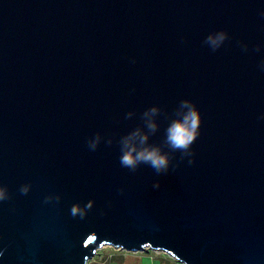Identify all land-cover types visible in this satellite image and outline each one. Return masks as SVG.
<instances>
[{
  "label": "water",
  "instance_id": "obj_1",
  "mask_svg": "<svg viewBox=\"0 0 264 264\" xmlns=\"http://www.w3.org/2000/svg\"><path fill=\"white\" fill-rule=\"evenodd\" d=\"M182 100L183 159L164 143ZM153 106L169 169L133 172L120 140ZM0 190V264H87L104 243L264 264V0H0Z\"/></svg>",
  "mask_w": 264,
  "mask_h": 264
},
{
  "label": "clouds",
  "instance_id": "obj_2",
  "mask_svg": "<svg viewBox=\"0 0 264 264\" xmlns=\"http://www.w3.org/2000/svg\"><path fill=\"white\" fill-rule=\"evenodd\" d=\"M224 39V34H220L216 39L210 35L206 38V43L210 44L215 50L218 43ZM160 109L153 106L142 113V119L147 128L144 131L141 127L135 128L128 135L120 140L121 156L120 164L122 167L135 171L140 164H147L153 168L157 174L166 173L169 169L170 160L167 153L163 152L159 146L148 144V137L157 131L158 125L155 117ZM132 112L127 113V117H131ZM199 114L194 105L187 100L179 102L176 109V118L172 119L165 130L164 143L173 151H180L183 159L184 155H191L190 148L199 132ZM100 135L96 134L93 139L88 141L91 150H95L100 142ZM111 144V139L107 140ZM190 164L192 160L188 161ZM153 187H159V183H155ZM26 191V189H25ZM4 196V192L0 190V198Z\"/></svg>",
  "mask_w": 264,
  "mask_h": 264
},
{
  "label": "rangeland",
  "instance_id": "obj_3",
  "mask_svg": "<svg viewBox=\"0 0 264 264\" xmlns=\"http://www.w3.org/2000/svg\"><path fill=\"white\" fill-rule=\"evenodd\" d=\"M119 247H115L113 245L104 243L102 246L98 247L96 249V253L94 254V256L90 259L87 260V264H104L103 261H109L111 260L112 256H118V255H124L125 257H130L133 255H139L141 253L144 252H148L151 254H161V255H166V257H168L170 260L169 261H175L172 258H170L165 252H162V250H157V249H152V248H147V250L144 251H136V254L132 253L131 251H126L123 250ZM148 255V254H147ZM176 262V261H175ZM177 263V262H176Z\"/></svg>",
  "mask_w": 264,
  "mask_h": 264
},
{
  "label": "crops",
  "instance_id": "obj_4",
  "mask_svg": "<svg viewBox=\"0 0 264 264\" xmlns=\"http://www.w3.org/2000/svg\"><path fill=\"white\" fill-rule=\"evenodd\" d=\"M139 252V251H137ZM136 254V252H132ZM148 254V255H147ZM170 259L166 255L151 254L148 252L141 253L139 255H133L125 257L124 255L112 256L111 260L103 261L104 264H177L175 261H169Z\"/></svg>",
  "mask_w": 264,
  "mask_h": 264
},
{
  "label": "built area",
  "instance_id": "obj_5",
  "mask_svg": "<svg viewBox=\"0 0 264 264\" xmlns=\"http://www.w3.org/2000/svg\"><path fill=\"white\" fill-rule=\"evenodd\" d=\"M164 252V251H163ZM166 253V252H165ZM167 255L170 257V258H172L173 260H175L176 262H177V264H185V263H183V262H180L177 258H175V257H173L172 255H169L168 253H167Z\"/></svg>",
  "mask_w": 264,
  "mask_h": 264
},
{
  "label": "bare ground",
  "instance_id": "obj_6",
  "mask_svg": "<svg viewBox=\"0 0 264 264\" xmlns=\"http://www.w3.org/2000/svg\"><path fill=\"white\" fill-rule=\"evenodd\" d=\"M121 250V249H120ZM157 250H160V249H157ZM163 252V251H162ZM167 254V253H166ZM170 255V254H169Z\"/></svg>",
  "mask_w": 264,
  "mask_h": 264
}]
</instances>
